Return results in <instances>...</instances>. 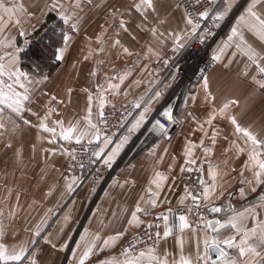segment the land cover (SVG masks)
I'll return each mask as SVG.
<instances>
[{
	"label": "snow or ice",
	"instance_id": "snow-or-ice-1",
	"mask_svg": "<svg viewBox=\"0 0 264 264\" xmlns=\"http://www.w3.org/2000/svg\"><path fill=\"white\" fill-rule=\"evenodd\" d=\"M105 4L107 0H104V4L94 5L93 0H43L42 4L26 7L17 0H9L8 3L0 0V147L5 153L12 151L15 162H22L24 140L29 133H34V140L48 139L43 135L47 133L52 138L74 141L84 152H91L90 162H94L93 157L103 156L107 146L112 143L111 137L102 128V125L109 124L105 107L111 103L115 110L116 103L112 101L129 95L128 91L120 87L130 76L127 67L117 68L113 63V74L103 73L106 86L95 83L92 87L79 89L86 96L83 114L79 119L67 122L57 118L54 124L58 126V131L56 126H50V120L54 115H59L58 106L73 102V93L77 89L65 85L62 97L37 89L36 85L47 81L48 76L42 74L39 65L36 71L39 79H35L33 73L24 71L19 62V54L23 49L18 46L15 37L2 35L10 25L22 27V17L39 20L51 12H55L63 24L69 25V31L78 33L87 15L85 13L82 16L80 13L86 7L99 9ZM105 10L107 27L101 24L95 37H86L87 51L82 55V60L92 61L94 65L88 74L89 78L99 77L101 65L106 63L96 57L98 53L106 51L110 30L115 33V37L123 33L136 43L137 35L147 36L142 48L150 56H155L157 61L163 59L162 50L170 44L174 55L163 60L167 66L173 64L176 55L190 46L195 47L193 41L203 44L206 38L214 35L213 28H220L234 16L235 23L222 46H217L211 63L220 64L225 70L237 63L236 81L247 84V88L240 94L228 83L214 88L210 76L203 74L200 77V92L190 94L193 104L199 98L203 116L198 118L188 112L186 118L195 121L203 137L208 138V143L201 138L198 143L187 141L184 147V166L179 168L176 180H181V173H197L194 183L182 184V193L178 196L177 204L184 207L185 211L178 212L171 206L164 208V205L172 203L164 195L171 191L166 185L172 183L173 187L176 186L169 179L172 167H169L167 174L154 170V178L145 195L139 197L123 226L102 241L98 233L87 239L81 236L83 243L77 245L79 255L73 252V264H86L96 254L97 248L102 253L114 250L132 229H143V232L134 231L127 246L118 253L105 256L97 264H264V0H133L127 6L107 5ZM133 13L138 15V22L134 20ZM125 16L129 19L126 20ZM208 20H211V26L202 28V24ZM130 28H134L137 35ZM19 34L26 35L24 31ZM249 38H252V42ZM71 40L72 36L62 31L65 46L57 50L55 59L65 60ZM93 42L96 47L92 46ZM28 43L25 40V44ZM111 47L119 50L116 53L117 60L134 56L139 58L142 55L132 47L125 46L120 38L112 39ZM144 71H147V66H144ZM199 71L206 73V69ZM179 78L180 67L178 63L173 64L170 82L154 92L153 101H163L168 89L177 84ZM113 80L119 83H113ZM141 83V80L132 81L137 87ZM96 101H99L98 105ZM133 103L135 108L141 107L139 100ZM121 107L124 105L121 104ZM152 110L151 103L144 107L139 119L128 130L129 134L141 127ZM173 111L171 106L165 107L162 117L166 121L178 123ZM112 115H115V111ZM154 129L164 134L168 131L166 123L160 120L155 121ZM207 129L212 130L211 134ZM128 140V135L120 139L104 160L105 165L111 167ZM51 143L55 144L56 140L52 139ZM93 145L98 150H94ZM197 148L202 150L203 164H198L199 157L195 154ZM30 149L35 153L37 144L31 143ZM41 150L53 154L57 151L55 147ZM59 150L70 158L71 167L77 164L81 169L85 167L82 161H77L76 147L69 149L61 145ZM237 160H241L239 168L235 166ZM77 179L75 176L69 178L67 191H73ZM233 180L238 185L236 191L239 199L246 201L239 207L231 201L232 192L229 189ZM188 181H191V176H188ZM8 191L10 194L11 189ZM48 195H51V191ZM249 196L252 198L249 199ZM19 208L17 196L16 210L10 208L5 216L4 210L0 209V264H46L43 250L34 247L39 245L40 240L56 251L66 248L67 244L59 242L58 249L51 233L42 235L46 216L32 228L23 229L29 234L26 239L11 244L5 242L9 232L13 237L18 236L15 228L9 229V225L16 220ZM157 208L164 210L156 212ZM221 213L223 216H220ZM147 217H155L160 223L145 219ZM5 220L8 221L7 225ZM97 241H101L103 247Z\"/></svg>",
	"mask_w": 264,
	"mask_h": 264
},
{
	"label": "crops",
	"instance_id": "crops-1",
	"mask_svg": "<svg viewBox=\"0 0 264 264\" xmlns=\"http://www.w3.org/2000/svg\"><path fill=\"white\" fill-rule=\"evenodd\" d=\"M8 2L9 0H6V3ZM17 2L24 3L28 7L37 3L42 4L43 0H17ZM132 2L133 0H107V4L99 9L86 7L84 12L80 13L82 16L85 13L87 14L86 21L81 26V31L77 33L74 30H66L67 35L72 36V40L69 42L65 60H58L59 65L55 69L56 71L45 74L49 79L36 85L37 89L55 93L59 97L63 96L65 85H70L77 89L73 93V102L67 106H58L59 115H54L50 120V126H56L54 121L57 118L64 119L67 122L79 119L83 114L86 106V96L79 89L92 87L95 83L105 84L103 73L106 71L109 75H112L113 63H115L117 68L127 67L129 69V78L124 84L120 85L122 90L129 92V95L127 97L120 96L112 102L121 103L129 101L134 105V101H140V111L131 127L139 119L140 113L149 103L152 104L153 110L148 114V118L139 129L131 134H129V131L124 134V136H129V140L117 154L111 165L117 167L115 172L108 176L99 187L91 183H83L79 176L73 175L78 177V179L73 184V191L69 192L66 190V185L69 182V178L73 176H66L64 174L63 166L66 156L59 149L61 145L64 146V144L70 142L64 141L60 137L52 138L47 133H43V135L48 137V139L43 141L34 140V133H29L24 140L21 163L14 161L12 151L5 153L2 147H0V209H3L5 216H7L10 208L16 210L17 196L19 197L20 204L16 220L12 225H9V229L15 228L18 236L13 237L9 232L5 242L11 244L18 242L20 239H26L29 234L23 229L32 228L46 216V226L42 235L51 233L57 241L58 249L59 242L67 244L66 248L56 251L51 250L45 245L43 240H40L39 245L34 247L43 250V259L46 261V264H73V252L79 255L80 249L77 248V245L83 243L80 239L81 236H85L87 239L91 238L93 234L98 233L102 241L103 239H107L108 236L114 235L123 226L124 220L134 209L139 197L145 195L150 181L154 178V170L167 174L169 167H172V175H170L169 179L170 181H174L176 186L173 187L172 183L166 185L171 191L164 193V195L172 203L171 205H164V208L177 206L178 196L182 193V183L181 180H176V175L179 168L184 166V147L189 140L198 143L201 138H204L205 143H208V138L203 137L195 121L186 118L188 112H192L198 118L203 116L199 98L196 104H193L190 99V94L194 95L200 92L202 81L198 83L196 88L190 90H180L181 88L178 89L173 85L166 92L163 101L159 103L154 102L152 99L154 92L163 89L170 82V74L165 77L166 68L152 67L158 61L155 56H150L142 48L147 36L137 35L134 28H130V31L134 35H137L138 43L131 41L130 37L123 33H121L120 37H115V33L110 30L107 37L109 43L106 45V51L98 53L96 57L97 59L104 60L106 63L101 65L99 77L89 78L88 74L94 65L92 61L85 62L82 60V55L87 51L85 46L86 37H95L101 24L107 27V24H105L107 15L105 8L107 5L123 4L127 6ZM96 3L104 4V0H93V5ZM36 15L39 17L38 12ZM48 15L49 13L39 20L22 17V27L14 24L10 25L8 30L2 35L15 37L18 46L24 51L34 39V34L42 26ZM133 18L136 22L139 21L136 13H133ZM233 18V22L227 28L225 36L215 44L214 51L218 45L222 46V42L227 39L230 28L235 23V17L233 16ZM125 19H129V17L125 16ZM20 31H24L26 35L21 36L19 34ZM114 38H120L125 46L132 47L134 51L140 52L142 55L139 58L134 56L117 60L116 53L119 50L111 47V40ZM249 39L252 42V38ZM25 40L29 43L25 44ZM64 46V43H62L61 47ZM92 46L96 47L95 42H93ZM170 48V44L164 47L162 57L171 51ZM22 54L23 52L19 54L20 67L24 71L33 73L35 79H39L40 77L36 75L37 67L29 69L23 65L24 59L22 58ZM225 62H227V58ZM144 66H147V71H144ZM238 67L237 63H233L230 69L225 70L220 64H216L208 73L213 81V87L216 88L217 85L228 83L235 87L237 94L242 93L247 88V84L236 81L235 71ZM134 80H141L142 83L137 87L132 84ZM112 82L119 83L117 80H113ZM109 99L111 100V97ZM186 100L188 101L187 107H185ZM98 103L99 101H96L97 105ZM162 105L164 107L171 106L174 110L173 115H176V120L178 121L176 131L171 137L159 135L160 132L154 129V124L150 123L154 113ZM93 111L95 115V105ZM33 122H35L34 118ZM56 127L59 131L58 126ZM220 127L223 128L224 125L221 124ZM207 130L211 134L212 130ZM52 139L56 140L55 144L51 143ZM119 142L120 140L113 146L112 143L107 146L104 154L105 159H107L108 155ZM31 143L37 144L35 153L30 149ZM52 147L57 149L55 154L51 152L44 153L41 150L42 148ZM195 154L199 157L198 164H203L204 157L202 150L197 148ZM217 156H219V149H217ZM161 157L162 160L160 159ZM242 159L243 157H241ZM241 160L235 161L237 168H239ZM205 167L207 166L205 165ZM179 175L182 176V173ZM125 181H128V183H125ZM231 183L232 187L229 189L232 192L231 201L239 207L241 204L246 203V201L238 197L236 191L238 187L237 182L233 180ZM9 189H11L10 194ZM49 191H51V195H48ZM248 198L251 199L252 197L249 196ZM33 201L36 203H33ZM164 208H157L155 211H163ZM65 217H69V219L66 220ZM5 224H8L7 220H5ZM162 227L163 225L161 224ZM60 229L63 231H58ZM138 230L132 229L128 235ZM125 238L117 244L114 250H106L102 253L97 248L96 254L86 264H97V261L105 258V256L117 253L119 245ZM101 241H97V244L103 247Z\"/></svg>",
	"mask_w": 264,
	"mask_h": 264
},
{
	"label": "built area",
	"instance_id": "built-area-1",
	"mask_svg": "<svg viewBox=\"0 0 264 264\" xmlns=\"http://www.w3.org/2000/svg\"><path fill=\"white\" fill-rule=\"evenodd\" d=\"M211 26V20L205 21L202 24V28L210 27ZM226 26V25H225ZM224 26V27H225ZM223 27V28H224ZM214 35L208 37L205 39L203 44H200L197 41H193L195 44V47H188L178 55H176V59L173 61V64H177L180 67V78L177 84H175V87L180 90H190L192 87H197L198 83L201 81L200 77L203 74H208L216 65H213L211 63V57L214 52V46L217 43V38L220 37L221 31H216V28L212 29ZM173 55H169L163 59H161L159 62H157L154 67L155 68H167L165 77L172 72L173 64L165 65L163 63V60L168 59ZM200 69H206V73H201ZM121 104L124 105V107H121ZM165 107L162 105L153 115V118L150 123L155 124L156 120H160L161 123H166L167 126V134L161 133L159 135H164L167 137H171L177 128V123H172L170 121H166V118L162 117V112ZM113 111H115V115H112ZM140 111V108H135L131 102H122V103H116V109L113 110L111 107V104H108L105 107V116L109 120V124L107 126H103V131L106 133L112 132L111 136L117 140L122 137V135L125 133L126 129L131 125V123L135 120L138 113ZM174 118L176 119V115H174ZM160 137V136H159ZM72 147L77 148V161H82L85 165L83 169H81L78 164L76 167H71V161L70 158L66 155V161L64 166V172L66 176H79L81 181L83 183H91L94 186H101L108 176H110L112 173L115 172L117 169L116 166H107L105 165L104 158L103 157H93L92 159L94 162L89 161V156L91 155V152H84L80 146L75 145V143H69L65 145V148L71 149ZM94 150H98L95 148V145L92 146ZM188 176H191V181H188ZM197 173H183L181 182L182 184L184 182L188 183H194L196 180ZM219 203H224V201H220ZM174 209H177L178 212L185 211L184 207H179L178 205L173 207ZM160 210L156 211L159 212ZM220 216H223V213L220 214ZM211 218V217H209ZM195 219V217H193ZM149 221H155V223L159 224L160 221L156 219L155 217H149L147 218ZM161 226V225H160ZM139 232H143V229H139ZM132 234H129L125 240L119 245L117 249V253L125 246H127V243L131 240Z\"/></svg>",
	"mask_w": 264,
	"mask_h": 264
},
{
	"label": "rangeland",
	"instance_id": "rangeland-1",
	"mask_svg": "<svg viewBox=\"0 0 264 264\" xmlns=\"http://www.w3.org/2000/svg\"><path fill=\"white\" fill-rule=\"evenodd\" d=\"M50 16H53L52 19H49ZM233 17L230 18V20H228L227 22H225L223 25H221L220 28H216V31L220 32L221 31V36L217 38V42L222 39L225 36V32L227 30V28L231 25V23L233 22ZM226 25V26H225ZM225 26V27H224ZM69 26H67L66 24H63V22L61 21L60 17L55 13V12H51L49 13V15L47 16V19L44 21V23L42 24V26L39 28V30L34 34L33 36V40L31 41V43L28 45V48H26V50L23 51L22 54V58L24 59L23 65L26 62H28V64H25L24 66L31 69L32 65H33V69L35 67H37V65H39V69L42 72L43 75L45 74H50L55 72L57 69V66L59 65V61L57 59H55V54L57 52V50L61 47L63 41H62V31L63 34H67L66 32L69 30L68 28ZM224 27V28H223ZM67 30V31H66ZM44 48H43V54L45 59L47 60V64H48V68H51V66L53 65L55 68L53 70H51V72H49V70H46L42 67V63H38L36 58H34V52L31 50V46L32 44H36V43H44ZM34 54V55H33ZM169 55H174L171 51L167 52L165 54V57L169 56ZM45 61V60H44ZM160 61V60H159ZM158 61V62H159ZM155 65V64H154ZM154 65L152 66L154 68ZM33 71V70H32ZM167 71V68H166ZM172 73V72H171ZM194 87L190 88L193 89ZM196 88V87H195ZM129 102V101H126ZM122 103V102H121ZM134 106V105H133ZM135 107V106H134ZM134 122V121H133ZM132 122V123H133ZM131 123V124H132ZM131 128V125L126 129L125 133ZM106 133V132H105ZM112 132L110 133H106L107 135H109L112 139V146L118 142L121 138L119 139H115V137L113 138L111 135ZM124 133V134H125ZM124 134L122 136H124ZM73 143V142H70ZM69 144V143H67ZM66 144H64L65 147ZM111 146V147H112ZM66 156V155H65ZM104 158L105 160V156H101ZM66 161V158H65ZM104 162V161H103ZM65 166V163H64ZM64 166H63V172H64ZM65 174V172H64ZM66 175V174H65ZM183 175V173H182ZM182 178V176H181ZM182 183V182H181ZM128 236V235H127ZM126 236V237H127ZM125 240V239H124ZM123 240V241H124ZM122 241V242H123ZM121 242V243H122Z\"/></svg>",
	"mask_w": 264,
	"mask_h": 264
},
{
	"label": "trees",
	"instance_id": "trees-1",
	"mask_svg": "<svg viewBox=\"0 0 264 264\" xmlns=\"http://www.w3.org/2000/svg\"><path fill=\"white\" fill-rule=\"evenodd\" d=\"M53 16H50L49 19H52ZM45 42L44 43H36V44H32L31 46V50L34 52V58H36L38 63H42V67L46 70H49V72H51V70H53L55 67L52 65L51 68H48V64H47V60L44 57L43 54V48H44ZM45 60V61H44ZM28 64V62L25 61L24 65ZM30 65V64H28ZM33 66V65H32ZM33 69V68H31Z\"/></svg>",
	"mask_w": 264,
	"mask_h": 264
},
{
	"label": "bare ground",
	"instance_id": "bare-ground-1",
	"mask_svg": "<svg viewBox=\"0 0 264 264\" xmlns=\"http://www.w3.org/2000/svg\"><path fill=\"white\" fill-rule=\"evenodd\" d=\"M146 132V131H145ZM149 132V131H148ZM147 133V132H146ZM148 134V133H147ZM148 138V137H147Z\"/></svg>",
	"mask_w": 264,
	"mask_h": 264
}]
</instances>
